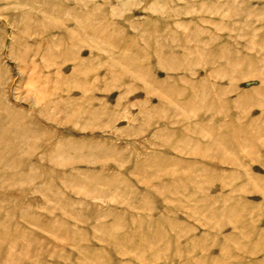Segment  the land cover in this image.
Wrapping results in <instances>:
<instances>
[{
	"label": "rangeland",
	"instance_id": "obj_1",
	"mask_svg": "<svg viewBox=\"0 0 264 264\" xmlns=\"http://www.w3.org/2000/svg\"><path fill=\"white\" fill-rule=\"evenodd\" d=\"M0 264H264V0H0Z\"/></svg>",
	"mask_w": 264,
	"mask_h": 264
}]
</instances>
